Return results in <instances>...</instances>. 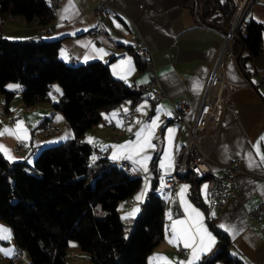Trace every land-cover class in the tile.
<instances>
[{
    "label": "crops",
    "instance_id": "0c3cea01",
    "mask_svg": "<svg viewBox=\"0 0 264 264\" xmlns=\"http://www.w3.org/2000/svg\"><path fill=\"white\" fill-rule=\"evenodd\" d=\"M96 1L72 0L75 8L66 13L65 9L68 8L70 0H60L55 7V16L44 33L40 31L39 24L27 22L20 14L0 19V30L11 38L35 36L59 38L61 40L59 55L62 58L72 63L103 59L108 62L112 74L117 78L119 76L114 74V66L131 58L134 71L128 75L127 80L122 79L131 86L144 83L142 81L148 82L154 74L159 76L166 96L159 101L142 99L139 107H144L137 122L132 124L123 122L119 112L128 105L121 102L104 110L101 119L87 128L82 138L88 140L91 137L94 141L91 144L99 149V152L94 154H107L114 162L116 159H112V155L116 151L115 146L135 141L136 132L159 115L160 121L151 141L155 148L148 149L146 153L151 157L148 161V172H144L140 165L135 163L136 160L141 159V156L124 158V161L133 164L139 175L141 170L144 181L131 198H125V201L118 203L119 211H132L134 205L139 209L140 202L151 187L153 178L157 177L156 188L165 201L166 229L163 239L148 255L147 264H153L152 258L156 256L167 258L170 264L188 261L191 259V249L185 248L182 241L178 244L169 243L172 238L173 221L185 219L187 216L179 195L181 188L187 186L185 199L203 213V223L215 237V244L210 250L202 253L200 258L204 255H212L216 250L217 234L207 220L204 207L192 197L190 182L180 179L175 186L165 190L164 176L174 170L180 162L185 145H189L190 159L197 156L196 141H190L188 128L181 126L179 121L172 118V101L187 98L190 107L186 117L189 121L193 120L210 69L222 47L228 23L209 21L205 15H202L207 0H105L111 6L109 17L105 21L106 29L98 39H94L87 31L95 24L92 8ZM240 1L238 0V5ZM244 7L246 8L243 17L251 16L263 24L264 44V0H246ZM233 18L234 14L232 25ZM239 20L240 17L234 27ZM141 39L152 51L153 65L150 64V59L134 49V42ZM236 47L235 55L227 56L225 60V76L231 93L225 102L217 142L211 150L209 161L212 168L217 173H221L226 165L239 157L242 170L235 175V182L239 188L221 209L211 201L208 189L209 178L206 177L207 198L201 190V183L199 186H194V192L207 203L209 213H215L219 225H225L222 228L230 239L229 251L238 259V263L232 264H251L264 260V230L259 221L252 218L249 213L250 209L264 197V162L260 160L256 151V145L259 143V151L264 153V141L260 139L264 137V82L261 74V70L264 69V49L255 57L246 58L243 67L239 63L237 53L241 50L246 54V50L239 42ZM94 49H103L106 55L101 56ZM63 53L67 54V58ZM71 56H75L77 60L73 62ZM55 82L52 85L51 100L35 104H27L24 101L22 85L19 81L7 83V86H20L14 90L9 100L5 93H0V132L5 128L14 129L17 121H23L29 133L24 148L17 147L18 140L13 136L0 135V145L11 150L14 160L32 161L42 146L60 142L73 135V129L65 114L53 107V101L60 96L54 88L58 87L61 90V86ZM148 92L152 93V89L150 88ZM44 120L45 123H42ZM47 121L54 122L51 128L47 127ZM108 122L111 123V127ZM129 128L131 131L128 130ZM168 129L175 131L171 146L172 167L165 170L159 165L164 159L165 152L169 151ZM155 155L157 160L154 159ZM250 160L255 161V164L249 166ZM153 163L157 167L156 172ZM141 193H144L143 198L137 201L136 197ZM130 202L132 208H129ZM210 205H213L214 209H211ZM0 241V249L11 250L7 255L5 251H0V264L30 262V257L24 248L18 245L4 248L1 244L12 245L11 239ZM181 248L185 250L184 254H181ZM16 256L18 258L13 261ZM155 264H166V262L159 260ZM214 264L225 263L217 260Z\"/></svg>",
    "mask_w": 264,
    "mask_h": 264
},
{
    "label": "trees",
    "instance_id": "16d2710c",
    "mask_svg": "<svg viewBox=\"0 0 264 264\" xmlns=\"http://www.w3.org/2000/svg\"><path fill=\"white\" fill-rule=\"evenodd\" d=\"M235 6L234 0H207L205 18L228 23V29ZM13 14L42 26L53 20L55 8L49 0H0V19ZM234 29L233 49L239 42L246 50L237 53L244 67L246 58L264 49L263 24L242 14ZM60 45L59 38H11L0 30V93L9 100L14 90L7 83L16 80L24 101L35 104L51 100L52 85L58 81L62 94L53 107L65 114L73 129L71 137L42 146L32 161L9 160L0 152V219L10 224L16 244L27 250L28 264H68L71 239L96 264H147L165 235L162 194L150 187L138 213L125 219L118 203L141 188L144 176L131 175L107 154H94L93 145L82 138L104 110L134 98L136 91L112 74L108 62L72 63L59 55ZM180 179L190 182L192 197L204 207L217 234L213 255H204L196 264L238 263L229 251L228 234L194 192L204 178L189 171Z\"/></svg>",
    "mask_w": 264,
    "mask_h": 264
},
{
    "label": "built area",
    "instance_id": "2783aa9c",
    "mask_svg": "<svg viewBox=\"0 0 264 264\" xmlns=\"http://www.w3.org/2000/svg\"><path fill=\"white\" fill-rule=\"evenodd\" d=\"M58 4L60 0H55ZM246 7H238V0L233 13H238L241 18ZM111 6L105 0H97L92 8L95 24L90 27L87 33L94 39L105 32V21L109 17ZM48 30V25L40 26L42 33ZM235 29L229 24L225 33V38L220 51L218 52L209 75L205 82L201 93L199 106L195 117L189 121L186 117V112L190 107V102L187 98H179L172 101L171 115L174 120L179 121L181 126H185L189 130L190 141H196L197 159H190L188 156V146L185 145L183 157L177 166L170 173L165 174L166 181L165 190H169L175 186L182 175L185 174V167L188 165H200L202 171H212V178L209 180V194L213 204H217L219 209L223 208L227 201L238 190L239 186L235 182V175L242 170L241 159L238 157L232 163L226 165L221 173H217L210 165L211 150L214 148L217 138L218 129L222 120L225 102L231 93V89L227 84L225 76V60L227 56L235 55L233 49ZM134 49L142 56L150 59V64L153 65L152 51L145 41L136 40ZM72 61H76L75 56H71ZM262 80L264 82V69L261 70ZM136 95L134 98H125L122 102L128 105L122 109L119 114L125 124L137 122L141 115V111L137 109L139 102L142 99L149 98L153 101H159L165 98L166 94L163 90L161 80L157 74L144 83H136L134 86ZM152 89V93L148 90ZM54 123L47 121L46 125ZM111 127V123L108 122ZM25 141L18 140L17 147L24 148ZM98 149V148H97ZM99 152V149H98ZM123 166L128 173L131 174V169L124 166V158H119L114 161ZM140 175L142 172L140 170ZM129 208H132V202L129 203ZM252 218L259 221L261 228L264 230V197L259 200L249 211ZM181 254L185 253L183 248L180 249ZM75 255V254H74ZM18 256L13 258L15 261ZM251 264H264V260L255 261Z\"/></svg>",
    "mask_w": 264,
    "mask_h": 264
},
{
    "label": "snow or ice",
    "instance_id": "6c2138e0",
    "mask_svg": "<svg viewBox=\"0 0 264 264\" xmlns=\"http://www.w3.org/2000/svg\"><path fill=\"white\" fill-rule=\"evenodd\" d=\"M75 8L74 3L70 0L69 6L65 9V12L72 11ZM119 26V25H117ZM94 51L98 52L101 56L106 55L103 49H94ZM65 58H67V54L63 53ZM87 59V58H86ZM127 65V68H125ZM134 71V68L131 64V58H128L126 61H121L119 65L114 66L113 72L117 74L119 78L127 80L128 75ZM146 82V81H142ZM11 90H16L20 86L19 85H8L7 86ZM54 90L57 93L62 94L61 90L58 87H55ZM143 107L138 108V111H143ZM163 107V106H162ZM126 111V109H125ZM160 121V116L157 115L149 124L144 125L136 132L135 141H128L124 145L115 146L116 151L112 155V159L119 158H127L132 159L135 156H141V159L136 160L135 163L139 164L141 169L144 172H148V161L151 159L148 156L147 150L154 149L155 145L152 144V138L154 136L155 129L158 127V122ZM131 131V128L128 129ZM175 129H168V144L169 151L165 152L164 159L160 162L159 167L165 170H168L172 167V154H171V146H172V135ZM0 135H10L20 140L21 142L27 141L29 139V133L27 128L24 126L23 121H17L14 129L5 128ZM261 141H264V137L260 138ZM89 143H93V139L91 137L88 138ZM257 154L260 156V160L264 162V153H260L259 151V143L256 145ZM0 152H3L5 156L9 160H14L15 157L11 155V150L8 149L4 145H0ZM127 154V155H125ZM143 154V155H141ZM96 158L93 157V160ZM255 164V161L250 160V165ZM207 186L205 185V189ZM187 191V186H183L180 192V200L184 205V211L187 214L185 219L175 220L171 225L172 238L169 240V243L178 244V242H183L185 248L191 249V259L188 261H180L178 264H196V261L199 260L202 253L211 249V247L215 244V237L211 232L208 231L207 227L204 225V215L198 209L193 207L190 203L185 199V193ZM144 193H141L136 197L137 201L142 200ZM139 211V209H133L131 213H127L124 217L128 219L131 216H134L135 213ZM214 216L215 213H212ZM169 219H171V213H169ZM221 227H225V225H221ZM225 230H230V228H225ZM235 235V232H233ZM11 239V231L3 226H0V240H10ZM0 251H5V254H10L11 250L0 249ZM164 260L166 264H170L167 261V258L156 256L152 258L153 264L156 261Z\"/></svg>",
    "mask_w": 264,
    "mask_h": 264
},
{
    "label": "rangeland",
    "instance_id": "374dc122",
    "mask_svg": "<svg viewBox=\"0 0 264 264\" xmlns=\"http://www.w3.org/2000/svg\"><path fill=\"white\" fill-rule=\"evenodd\" d=\"M16 82V80H11L9 82ZM58 86H60V83L58 81L55 82ZM83 135V134H82ZM95 148V147H93ZM94 152V151H93ZM95 153V152H94ZM132 164V163H131ZM133 166V164H132ZM136 166V165H135ZM134 167V166H133ZM135 168V167H134ZM207 184V178H204L201 182V190L203 191L204 197L207 198L206 195V189H205V185ZM125 198L120 199L119 202H123L125 201ZM134 202V201H133ZM135 203V202H134ZM120 207V205H119ZM211 209H214L213 205H210ZM134 209H137V205H134ZM140 209V208H139ZM133 211V210H132ZM132 211H124L121 210V214L123 216H126L127 213H131ZM138 213V211L135 213V215ZM0 226H3L4 228H7L11 231V243L12 245H8V244H1L2 247L4 248H10L11 246H17L16 241L13 237V233H12V229L11 226L8 222L0 219ZM1 243V241H0ZM26 250V249H25ZM27 252V250H26ZM69 252L71 253L70 255L67 256V263L68 264H96L95 262H93L89 257L87 252H85L84 250L81 249L80 245L78 244V241L75 239H71V243L69 246ZM28 254V253H27ZM75 254V256H73ZM213 255V254H212ZM29 256V255H28Z\"/></svg>",
    "mask_w": 264,
    "mask_h": 264
},
{
    "label": "bare ground",
    "instance_id": "6f19581e",
    "mask_svg": "<svg viewBox=\"0 0 264 264\" xmlns=\"http://www.w3.org/2000/svg\"><path fill=\"white\" fill-rule=\"evenodd\" d=\"M246 3V0H241L238 7H244ZM50 4H52V6L55 8L57 6V3L55 2V0H50ZM239 19V14L238 13H234V18H233V25L236 24V22ZM72 60V59H71ZM74 62V61H73ZM53 125L52 123H49V125H47V127L51 128ZM190 137V135H189ZM197 149V147H196ZM94 152L98 153V149L95 148ZM197 159V156L194 158ZM124 166H126V168H130L131 169V175H139L138 171L132 166V164L128 161H124ZM191 171L195 176L198 177H202V178H209V180L212 178V171H202L201 166L200 165H188L185 167V173ZM216 207L219 208V206L217 204H214ZM71 253H69L70 255Z\"/></svg>",
    "mask_w": 264,
    "mask_h": 264
},
{
    "label": "water",
    "instance_id": "95a60500",
    "mask_svg": "<svg viewBox=\"0 0 264 264\" xmlns=\"http://www.w3.org/2000/svg\"><path fill=\"white\" fill-rule=\"evenodd\" d=\"M202 15H203V16L205 15L204 10H203V12H202ZM40 38H41V36H35V39H36V40H39ZM234 38H236L235 34H234ZM239 55H240V54H237V57H238V58H239ZM157 182H158V178H157V177H154V178H153V181H152V184H151V187H152L153 190L156 188V186H157ZM153 190H152V191H153ZM152 191H150V192H152Z\"/></svg>",
    "mask_w": 264,
    "mask_h": 264
}]
</instances>
